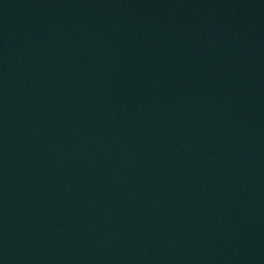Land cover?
Masks as SVG:
<instances>
[{"label": "water", "instance_id": "obj_1", "mask_svg": "<svg viewBox=\"0 0 264 264\" xmlns=\"http://www.w3.org/2000/svg\"><path fill=\"white\" fill-rule=\"evenodd\" d=\"M0 264H264V0H0Z\"/></svg>", "mask_w": 264, "mask_h": 264}]
</instances>
